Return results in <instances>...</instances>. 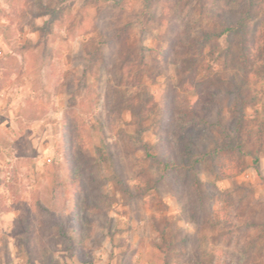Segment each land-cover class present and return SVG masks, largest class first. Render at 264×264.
I'll return each instance as SVG.
<instances>
[{
	"label": "rangeland",
	"instance_id": "374dc122",
	"mask_svg": "<svg viewBox=\"0 0 264 264\" xmlns=\"http://www.w3.org/2000/svg\"><path fill=\"white\" fill-rule=\"evenodd\" d=\"M180 122L222 151L169 184ZM50 259L264 264V0H0V264Z\"/></svg>",
	"mask_w": 264,
	"mask_h": 264
},
{
	"label": "trees",
	"instance_id": "16d2710c",
	"mask_svg": "<svg viewBox=\"0 0 264 264\" xmlns=\"http://www.w3.org/2000/svg\"><path fill=\"white\" fill-rule=\"evenodd\" d=\"M45 7L44 5H42ZM222 23L224 25V30L234 31L238 29V24L240 23L238 20L229 22L226 17L222 19ZM219 34H222L220 32ZM193 115L198 114V109L194 105L190 106ZM195 118V117H194ZM206 122L208 119L205 120ZM204 122V121H203ZM219 122L221 123L220 119ZM205 123V122H204ZM242 118L238 117L236 123L233 126H227L222 123V135L224 140L230 142L232 148H240L242 145V135H241V127H242ZM199 124V123H198ZM178 126V135L180 137V148L179 153H164V152H155L153 151V145H151L147 141H143L142 146L146 155L152 160L157 161L162 165V171L159 176V180L164 181L166 183L172 184L174 180V174L182 173L184 175L188 173H192L197 169V167L209 160H216L219 158V154L222 151V147L219 145L216 146L213 150L206 149L200 142L199 136L195 134V132L188 128V123L180 122L177 123ZM166 140V139H165ZM168 140V139H167ZM168 142V141H165ZM166 146L168 143H165ZM155 149V148H154ZM225 165V164H224ZM226 166V165H225ZM229 167V166H228ZM81 173V170H79ZM83 186L82 182L80 183ZM193 184L195 187L196 198H197V214L201 217H205L208 213V208L204 203L205 194L201 189L199 178L194 177ZM86 199V197H84ZM76 204H78V198H75ZM88 204H94L93 202H89ZM96 206V205H95ZM88 220V219H87ZM80 226V225H78ZM81 227V226H80ZM80 227L68 228L66 222L61 223V234L69 239V245L71 248H76L82 241H78L81 236H84L82 231H77ZM47 264H58V262L52 259L46 261Z\"/></svg>",
	"mask_w": 264,
	"mask_h": 264
}]
</instances>
